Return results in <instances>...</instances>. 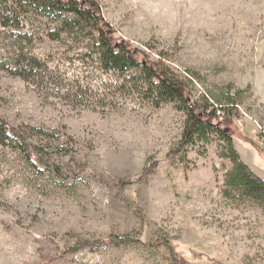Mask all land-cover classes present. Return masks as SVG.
Listing matches in <instances>:
<instances>
[{
	"label": "rangeland",
	"instance_id": "rangeland-1",
	"mask_svg": "<svg viewBox=\"0 0 264 264\" xmlns=\"http://www.w3.org/2000/svg\"><path fill=\"white\" fill-rule=\"evenodd\" d=\"M95 1L118 36L150 60L166 54L192 103L227 105L233 98L236 129L244 134L252 123L264 142V0ZM82 42L42 34L29 47L19 34L0 40V116L15 126L57 130L73 150L51 158L62 186L31 182L16 157L0 159V264H174L164 246H155L162 241L189 264H264V206L224 196L232 165L220 157V143L205 154L191 148L188 166L169 163L186 112L174 104L134 105L130 97L119 98V108L73 105L5 69L20 47L73 55L86 52ZM72 158L87 163V172L73 171ZM153 161L159 167L145 183L115 184L138 180ZM70 234L141 244L72 255L65 253L74 244Z\"/></svg>",
	"mask_w": 264,
	"mask_h": 264
},
{
	"label": "trees",
	"instance_id": "trees-1",
	"mask_svg": "<svg viewBox=\"0 0 264 264\" xmlns=\"http://www.w3.org/2000/svg\"><path fill=\"white\" fill-rule=\"evenodd\" d=\"M102 15V7L95 0H0V40L19 34L29 47L42 34L50 41L66 45L68 41L88 42L86 52L73 55L68 51L38 55L20 47L6 71L78 106L119 108V98L126 101L129 97L138 106L161 108L174 104L186 112L187 120L180 139L167 155L171 166L190 165L191 148L199 147L205 154L206 148L218 141L220 157L232 165L224 176V196L231 201L240 196L264 206V180L244 164L234 146L235 138L253 145L234 126V118L239 117L236 101L232 98L227 105L192 103L187 85L165 64V53H160L161 62L150 60L143 50L118 36ZM215 105L220 106L222 115L217 114ZM67 145L57 130L15 126L0 116V159L16 157L18 168L28 174L31 182L37 183L41 178L62 186L58 181L60 167L51 158L71 155L73 150ZM71 160L73 171L85 173L89 169L87 163ZM157 167L158 162L153 161L138 180L114 182L120 187L141 185L156 174ZM66 237L74 240L73 246L65 251L72 255L141 244L131 237L111 236L104 240L71 234ZM155 246H164L174 264H189L168 241Z\"/></svg>",
	"mask_w": 264,
	"mask_h": 264
},
{
	"label": "crops",
	"instance_id": "crops-1",
	"mask_svg": "<svg viewBox=\"0 0 264 264\" xmlns=\"http://www.w3.org/2000/svg\"><path fill=\"white\" fill-rule=\"evenodd\" d=\"M251 124L244 125L243 131L253 145L241 139H235L234 146L244 164L248 165L259 178L264 180V142L258 138V132Z\"/></svg>",
	"mask_w": 264,
	"mask_h": 264
},
{
	"label": "built area",
	"instance_id": "built-area-1",
	"mask_svg": "<svg viewBox=\"0 0 264 264\" xmlns=\"http://www.w3.org/2000/svg\"><path fill=\"white\" fill-rule=\"evenodd\" d=\"M215 108L218 110L217 114L222 115V111H221L220 106L215 105Z\"/></svg>",
	"mask_w": 264,
	"mask_h": 264
}]
</instances>
